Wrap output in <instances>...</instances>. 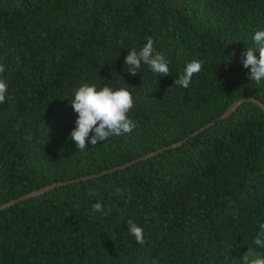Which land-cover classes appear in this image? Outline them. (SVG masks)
Instances as JSON below:
<instances>
[{
    "label": "trees",
    "instance_id": "trees-1",
    "mask_svg": "<svg viewBox=\"0 0 264 264\" xmlns=\"http://www.w3.org/2000/svg\"><path fill=\"white\" fill-rule=\"evenodd\" d=\"M259 30L264 0H0V207L67 182L0 211V264H243L249 249L264 253L253 243L264 223V109L244 102L221 119L241 99L264 106V82L241 61ZM149 36L169 76L127 71ZM192 60L203 71L175 86ZM85 83L134 87L138 127L79 152L70 102ZM97 202L111 213L93 212Z\"/></svg>",
    "mask_w": 264,
    "mask_h": 264
},
{
    "label": "clouds",
    "instance_id": "clouds-1",
    "mask_svg": "<svg viewBox=\"0 0 264 264\" xmlns=\"http://www.w3.org/2000/svg\"><path fill=\"white\" fill-rule=\"evenodd\" d=\"M253 41L256 46L247 47L242 53L241 61L245 69H250L249 79L259 84L264 82V30L257 31ZM125 64L132 76L138 74L142 65H147L149 70L160 76L170 75L171 61L154 48V39L151 36L147 37L146 44L139 51L133 48L128 52ZM5 71L6 65L0 63V104L9 99L8 82L3 76ZM202 71L203 62L192 60L186 64L174 85L186 89L190 86L194 75ZM133 88L128 86L114 89L107 84L98 87L96 84L85 83L75 90L70 106L78 114V118L70 138L75 142L79 152L85 151L89 142L96 145L99 141L105 142L112 136L130 134L138 127V122L129 117V113L135 107ZM88 195L95 196L97 193L89 189ZM128 199H131V194ZM92 209L93 212H99L105 216L112 211L111 208L105 210L102 202L93 204ZM127 223L128 231L136 242L145 244L144 229L132 220H128ZM253 243L258 248L264 249V223L259 225V232L254 237ZM242 262L243 264H264V253L249 249L243 256Z\"/></svg>",
    "mask_w": 264,
    "mask_h": 264
},
{
    "label": "water",
    "instance_id": "water-1",
    "mask_svg": "<svg viewBox=\"0 0 264 264\" xmlns=\"http://www.w3.org/2000/svg\"><path fill=\"white\" fill-rule=\"evenodd\" d=\"M244 102H253V103H256V104L262 106V108L264 109V106H263L259 101H257V100H253V99H250V98H245V99H241L240 101H238V102L235 104V106H234L231 110H229L227 113H225V114L221 117V119H225L226 117L230 116V115H231V114H232V113H233V112H234V111H235V110H236V109H237L242 103H244ZM213 124H215V123H213ZM210 126H211V124H209L207 127H210ZM183 143H184V141H181V142H179V143H177V144H173V145H171V146H169V147H166V148L161 149V150H159V151H157V152H154V153H151V154H149V155H147V156H145V157H142V158L139 159V160L131 161V162H129V163H127V164H125V165H123V166H121V167L114 168V169L109 170V171H105V172H103V173H101V174H99V175H90V176H87V177H82L81 179H77V180L70 181V183H73V182H79V181H81V180H88V179H91V178H95V177H97V176H102V175H105V174H107V173H112V172H114V171H116V170H118V169H125V168H127V167H130V166L136 164V163L139 162L140 160H144V159L149 158V157H151V156H155V155H157V154H159V153H163L165 150H169V149H172V148H176V147H178L179 145H182ZM0 165H1V160H0ZM64 184H67V182H66V183H63V182H62V183H57V184H54V185H49V186L44 187V188H42V189H40V190H38V191H34V192L30 193V194H27V195H25V196L19 198L18 200H13V201H11L10 203H8V204H6V205L0 207V211L3 210V209L9 208V207H11V206H13V205H15V204H17V203H19V202H21V201H24V200H26V199H30V198H33V197H36V196H39V195L45 194V193H47V192H50V191L54 190L56 187H60V186H62V185H64Z\"/></svg>",
    "mask_w": 264,
    "mask_h": 264
}]
</instances>
